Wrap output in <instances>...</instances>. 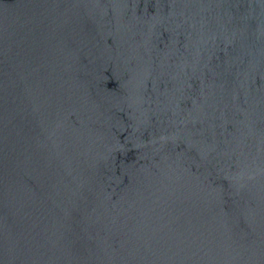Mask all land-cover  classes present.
I'll return each mask as SVG.
<instances>
[{"label":"water","instance_id":"1","mask_svg":"<svg viewBox=\"0 0 264 264\" xmlns=\"http://www.w3.org/2000/svg\"><path fill=\"white\" fill-rule=\"evenodd\" d=\"M0 264H264V0H0Z\"/></svg>","mask_w":264,"mask_h":264}]
</instances>
